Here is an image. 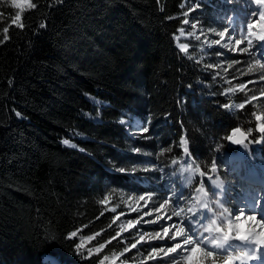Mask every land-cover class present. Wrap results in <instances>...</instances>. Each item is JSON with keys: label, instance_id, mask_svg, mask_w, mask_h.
I'll return each mask as SVG.
<instances>
[{"label": "trees", "instance_id": "trees-1", "mask_svg": "<svg viewBox=\"0 0 264 264\" xmlns=\"http://www.w3.org/2000/svg\"><path fill=\"white\" fill-rule=\"evenodd\" d=\"M231 8L30 0L19 11L0 0V264H139L149 246L136 245L138 228L125 230L128 216L106 198L117 206L119 193L159 189L138 178L155 165L180 188L204 180L233 150L231 131L248 130L236 107L248 112L249 101L174 40L187 23L210 27ZM137 127L141 139L129 134ZM175 161L197 178L171 169Z\"/></svg>", "mask_w": 264, "mask_h": 264}, {"label": "rangeland", "instance_id": "rangeland-1", "mask_svg": "<svg viewBox=\"0 0 264 264\" xmlns=\"http://www.w3.org/2000/svg\"><path fill=\"white\" fill-rule=\"evenodd\" d=\"M10 2L19 11L30 5V0ZM226 2L232 8L223 17L217 18L212 26L187 23L174 36V40L183 54L195 53L206 57V61L201 62L202 71L211 73L228 89V94L249 101L248 112L236 107L248 127L247 132L241 131L249 136V141L243 144V151L238 147L229 152H220L218 165H214L210 175L185 188L176 186L171 170L155 165L142 169L138 178L151 179L152 188L159 189L119 193L117 206L111 205L115 201L112 194L106 198L105 205L109 206L111 212L117 213L122 208L125 211L122 216H128L125 230L138 228L140 235L136 245L149 246L147 252L141 251L139 264H211L213 259L216 264H246L250 261L244 255L246 251L240 255L236 252L240 240L229 239L231 248L227 256L218 251L214 257L205 258L200 249L191 251L194 245L184 244V238L191 236L194 241L203 240L200 247L207 246L210 250L213 247L208 243L210 236L235 237L230 236L229 232L241 229L247 219L246 226H250L252 236L259 239L264 233V214L261 213L264 203V161L260 160L264 157L261 152L264 132L260 131L264 125V41L259 39L264 35V20L259 18V13L264 12V5L256 4L255 0ZM249 24L252 25L250 30L247 27ZM144 133L142 127L129 132L133 139H141ZM171 169L189 174L193 181L197 178L195 168L180 161L173 162ZM138 178H134V182L144 184ZM206 182L211 187L210 193L198 188L200 183ZM253 185L262 187L253 189ZM242 209L247 213L239 218L236 215ZM165 228L168 229L167 234ZM193 231L196 235H193ZM173 236L175 239H172ZM177 243L181 245L180 248H175ZM224 247L228 248V244ZM170 248H175V251H169Z\"/></svg>", "mask_w": 264, "mask_h": 264}, {"label": "snow or ice", "instance_id": "snow-or-ice-1", "mask_svg": "<svg viewBox=\"0 0 264 264\" xmlns=\"http://www.w3.org/2000/svg\"><path fill=\"white\" fill-rule=\"evenodd\" d=\"M255 2L258 5H264V0H255ZM253 15H255V13H253ZM259 18L262 19V20H264V12H260L259 13ZM17 19H18V17H17ZM185 23H187V21H185ZM247 27L250 30L251 27H252V25L249 24V25H247ZM5 31H7V29H5ZM259 39L261 41H264V35H261L259 37ZM240 42L241 41H237V43H240ZM250 44H251V41H249V45ZM244 50L247 51V49H244ZM249 71H251V69H249ZM257 119H260V117H257ZM260 131L261 132H264V125H262L260 127ZM236 132H240V129L239 128L235 129L233 131L232 135L234 136ZM229 139L231 140L232 139V136H229ZM63 143L65 145H68L69 144V141L67 139H65L63 141ZM235 143L239 144L241 142L239 140H236ZM72 146L75 147V145H72ZM141 199H143V197H141ZM164 231H165V234H167L168 229L165 228ZM208 231H211V229H208ZM217 231H222V230L221 229H217ZM177 234L178 235H182V233H177ZM75 235H76V233L73 232L72 233V236H75ZM193 235H196L195 231H193ZM231 238L232 239H236V240H240V241H244V242H246L248 244L253 245V247L250 250L251 251V255L248 252L244 253L245 257H248L249 259H251L252 256L258 254V252H259V249L257 247H255V245H259L261 243H264V233L261 234V240H257L255 236H252L251 238H249L248 236H242V235H239V234H237L235 237H231ZM172 239H175V236H173ZM229 239H230L229 235H224L222 237L221 236H218V235L210 236L208 238V243L213 245V247L210 250L207 248V246L205 248H201L200 247V244L201 243H204L203 240H201L200 242H197V241H194L191 236H186L184 238L183 243L186 244V245L187 244L194 245L191 248V251L194 252L197 249H200L201 251H203L205 258H210V257H214V255L218 251H221L223 253V255L227 256L228 255V252H229V248H231V244L228 243L229 242ZM225 244H228V248H225L224 247ZM133 247H135V245H133ZM180 247H181V245L179 243H177L175 245V248H180ZM175 248H170L169 251H175ZM211 264H216V260L213 259L211 261Z\"/></svg>", "mask_w": 264, "mask_h": 264}, {"label": "bare ground", "instance_id": "bare-ground-1", "mask_svg": "<svg viewBox=\"0 0 264 264\" xmlns=\"http://www.w3.org/2000/svg\"><path fill=\"white\" fill-rule=\"evenodd\" d=\"M245 148V145H241L239 147L240 151H243V149ZM264 186V184H263ZM262 186H255L253 185V189H261ZM248 200V199H247ZM245 213H247V211H245V209H242L241 211H239V213L236 215L237 217L239 216V218H241ZM261 213L264 214V203H262L261 205ZM244 218H246V216H244ZM263 219V218H262ZM249 220V219H247ZM245 221V225H243V227L241 229L238 230H233L230 233V236H235L237 234H240L242 236H248L249 238L252 237V230H250V226H246V223H248V221ZM264 220V219H263ZM253 226V225H252ZM255 236V235H254ZM231 238V237H230ZM257 240H261V238L258 239V237H256ZM240 244L238 245V249H237V254H242L244 251L248 252L251 255V248L253 247V245L248 244L244 241H239ZM232 244H234V241H232ZM255 247H257L259 249L258 254L252 256L253 260L251 261H247L246 264H264V243H261L259 245H255Z\"/></svg>", "mask_w": 264, "mask_h": 264}, {"label": "water", "instance_id": "water-1", "mask_svg": "<svg viewBox=\"0 0 264 264\" xmlns=\"http://www.w3.org/2000/svg\"><path fill=\"white\" fill-rule=\"evenodd\" d=\"M233 131H231L230 133V136H232V139L230 140L229 137L227 139L228 146L230 149H236L249 141V136L243 131H241V129H240V132H236L234 136L232 135ZM236 140H239L241 143L239 144L235 143Z\"/></svg>", "mask_w": 264, "mask_h": 264}]
</instances>
